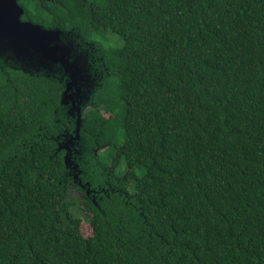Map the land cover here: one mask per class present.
<instances>
[{
  "label": "trees",
  "instance_id": "1",
  "mask_svg": "<svg viewBox=\"0 0 264 264\" xmlns=\"http://www.w3.org/2000/svg\"><path fill=\"white\" fill-rule=\"evenodd\" d=\"M18 3L98 50L79 132L96 205L67 198L63 85L0 70V264H264V0Z\"/></svg>",
  "mask_w": 264,
  "mask_h": 264
},
{
  "label": "water",
  "instance_id": "2",
  "mask_svg": "<svg viewBox=\"0 0 264 264\" xmlns=\"http://www.w3.org/2000/svg\"><path fill=\"white\" fill-rule=\"evenodd\" d=\"M23 13L18 0H0V70L58 79L63 85L59 107L65 110L74 127L71 132L55 138L56 151L64 152L66 174L85 189L88 184H82L79 177L80 162L85 154L79 132L84 114L91 108L90 102L103 79V71L96 65L98 50L93 42L83 41L75 30L45 28L21 20ZM98 150L95 149V155ZM85 191L87 195L90 193L89 189Z\"/></svg>",
  "mask_w": 264,
  "mask_h": 264
},
{
  "label": "flooded vegetation",
  "instance_id": "3",
  "mask_svg": "<svg viewBox=\"0 0 264 264\" xmlns=\"http://www.w3.org/2000/svg\"><path fill=\"white\" fill-rule=\"evenodd\" d=\"M116 152V151H115ZM116 153L113 154L112 157H109V165L112 164L113 160H114V156ZM114 170V168H113ZM67 185L66 188V193H67V198H73L76 202H78L79 204H82L85 200V195H86V189H82L81 187H79L78 185L76 186L75 183H73L72 179H69L67 181V183H65ZM91 193H89L88 196H90ZM72 196V197H71ZM91 199H93L94 201H96V198H94L91 194ZM85 214L87 212L83 211Z\"/></svg>",
  "mask_w": 264,
  "mask_h": 264
},
{
  "label": "rangeland",
  "instance_id": "4",
  "mask_svg": "<svg viewBox=\"0 0 264 264\" xmlns=\"http://www.w3.org/2000/svg\"><path fill=\"white\" fill-rule=\"evenodd\" d=\"M111 39L112 40H114L115 42H116V44H121V38H119V37H116L115 35H111ZM103 155H105V153H100V158L102 159V157H103ZM120 172H122L123 171V167L121 166V167H119V169H118ZM116 171V172H118L119 173V171ZM72 197V196H71ZM78 215H79V217L82 219V223H81V232H82V234L85 236V237H88V236H90L91 235V227H90V225H89V223H88V221H87V218L85 217V215H83V214H79V213H77ZM86 218V219H85Z\"/></svg>",
  "mask_w": 264,
  "mask_h": 264
}]
</instances>
